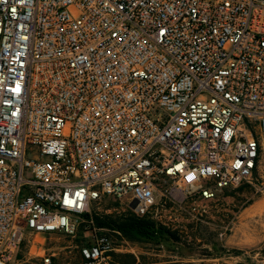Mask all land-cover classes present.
Returning <instances> with one entry per match:
<instances>
[{"label": "built area", "instance_id": "built-area-1", "mask_svg": "<svg viewBox=\"0 0 264 264\" xmlns=\"http://www.w3.org/2000/svg\"><path fill=\"white\" fill-rule=\"evenodd\" d=\"M263 136L264 0H0V264L79 230L77 264H112L93 204L170 228L250 183Z\"/></svg>", "mask_w": 264, "mask_h": 264}, {"label": "rangeland", "instance_id": "rangeland-1", "mask_svg": "<svg viewBox=\"0 0 264 264\" xmlns=\"http://www.w3.org/2000/svg\"><path fill=\"white\" fill-rule=\"evenodd\" d=\"M261 142L258 169L250 183L224 189L212 201H189L181 210L171 209V227L162 228L174 238L162 237L156 242L129 239L120 230L107 228L120 231L124 240V248L113 255L112 264H264V208L259 207L264 203V136ZM91 214L93 220L137 217L108 198L93 204ZM83 236L80 230L75 236L27 234L8 264H43L42 255L51 257L50 264H77Z\"/></svg>", "mask_w": 264, "mask_h": 264}, {"label": "trees", "instance_id": "trees-1", "mask_svg": "<svg viewBox=\"0 0 264 264\" xmlns=\"http://www.w3.org/2000/svg\"><path fill=\"white\" fill-rule=\"evenodd\" d=\"M95 225L100 228H116L129 239L156 242L159 238L173 237L174 234L162 227H157L152 221L145 217L129 216L120 221L110 219L100 220L94 218ZM114 264V263H113Z\"/></svg>", "mask_w": 264, "mask_h": 264}, {"label": "bare ground", "instance_id": "bare-ground-1", "mask_svg": "<svg viewBox=\"0 0 264 264\" xmlns=\"http://www.w3.org/2000/svg\"><path fill=\"white\" fill-rule=\"evenodd\" d=\"M259 207H261V208H264V203L263 204H259ZM262 215V214H261Z\"/></svg>", "mask_w": 264, "mask_h": 264}, {"label": "water", "instance_id": "water-1", "mask_svg": "<svg viewBox=\"0 0 264 264\" xmlns=\"http://www.w3.org/2000/svg\"><path fill=\"white\" fill-rule=\"evenodd\" d=\"M133 206V205H132Z\"/></svg>", "mask_w": 264, "mask_h": 264}]
</instances>
